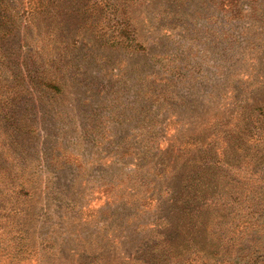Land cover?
<instances>
[{
	"label": "rangeland",
	"instance_id": "1",
	"mask_svg": "<svg viewBox=\"0 0 264 264\" xmlns=\"http://www.w3.org/2000/svg\"><path fill=\"white\" fill-rule=\"evenodd\" d=\"M47 1L2 3L21 8L16 19L21 25L8 37L19 38L22 47L8 40L0 47L27 56L24 69L32 70L34 81L55 73ZM144 4H137V12L145 26L138 35L145 50L98 47L92 35L94 48L62 58L69 67L60 69L61 94L25 82L20 116L13 117L34 131L18 139L16 172L0 168L3 197L8 187L21 190L6 199L16 207L13 215L27 219L32 237L20 245L26 252L19 264H127L141 254L146 264L155 263L144 244L160 226L176 257L190 258L182 264H250L244 257L252 240L245 235L250 231L245 220L263 224L258 209L264 205V174L247 169L254 149L264 143L248 138L249 155L224 145L239 140L236 126L243 117L264 120V0H185L176 10L192 17L167 19L171 24L164 30ZM23 10H33L32 16ZM209 142L218 148L210 151ZM204 153L235 169L205 173ZM259 160L257 167L264 170ZM0 166L9 165L0 158ZM220 173L227 174V183L218 184ZM201 176L190 214H171L172 225H157L170 199L192 192ZM217 190L219 203L208 205ZM228 200L243 217L242 228L237 222L232 226ZM260 238L264 242V231Z\"/></svg>",
	"mask_w": 264,
	"mask_h": 264
},
{
	"label": "trees",
	"instance_id": "2",
	"mask_svg": "<svg viewBox=\"0 0 264 264\" xmlns=\"http://www.w3.org/2000/svg\"><path fill=\"white\" fill-rule=\"evenodd\" d=\"M49 1L51 3V14H49L51 17V41H48V44L51 45V54L54 56L51 59V68H53L52 72H55L51 78L42 77L34 81L36 77L33 75L32 70H28V66L24 69L27 56L18 58L16 55H13L12 52L7 53L2 51L0 47V158L7 161L9 165L6 168L3 166H0V168L5 172L10 170L9 175L16 172L13 162H17L18 160V154H16L17 146L19 145L18 139L23 136V133L30 134L34 131V126L32 124L24 122L21 118L13 117L20 116L18 103L25 91L26 81H30L33 85L39 86L43 92L51 88L54 91L53 93L57 95L61 94L64 90V83L60 78L63 75L60 74V69L63 66L66 68L69 67L67 61L62 58L68 56L69 52H81L80 48L88 46L94 48L96 45H94L90 39L92 35L99 43L98 47H120L133 51L145 50L146 47L143 42L138 40V35L145 28L143 25L140 26L143 17L141 16L140 19L138 18V16H140L137 12L139 4L147 2V5L144 4L141 6L149 10L147 11L148 15L150 14L154 17V22L157 23L158 28L161 30L167 29L165 25H170L175 16H177V20L180 22L183 21V17H192V15L176 10L181 2L185 0H48L43 6L46 7ZM207 1L208 0H199L200 4H205ZM2 3L3 0H0V43L8 40L13 44L14 48L20 49L22 47L20 39L10 40L8 36L14 31H17V28L21 25V22L20 24L16 22V19L19 18L18 15L21 8L15 6L8 7L2 5ZM16 8H18V10H16ZM33 10L23 11L26 12L29 17L32 16ZM147 17L148 16H144L145 19H147ZM167 19L171 21L167 22ZM31 24L32 21H30L27 26L25 25L22 27L28 28ZM26 53L27 55H31L32 51H27ZM25 72H27L28 75H26ZM261 117L262 116H259V118L253 117V119H251V116H249L240 119L239 124L236 126L239 129V140L234 142L227 140L228 142L224 145L225 149L226 146L235 148L238 152L245 148L249 149L247 143L248 138H256L261 141V143H264V120ZM240 123L243 124L240 126ZM223 136L225 137V135H222V137ZM208 145H210V151L212 150V146L214 149L218 148L217 145L212 142H209ZM263 146L264 145H261L259 149H254L260 152L259 158L256 159L258 153L255 152L254 156L252 155L248 161H252L253 163L251 162L252 166L247 170L258 176L260 170L264 174V170L257 167V160L259 159L261 160L258 161V165L262 163L264 165V152H261ZM246 151V154L249 155L250 152L248 150ZM204 152H206V149ZM224 152H226V150H224ZM203 157V159H205L203 166L206 167H204L202 171L205 173L212 172V170L215 169H217L218 173L221 172V170L223 172V170H225L223 167H227L228 170L235 169L233 163L226 162L224 159L220 160L217 156L213 159L211 156L204 153ZM199 161V163H202L201 160ZM219 175H221L222 180H219L218 184H222L223 182L227 183L225 179L227 174L220 173ZM202 176L200 177L201 184L193 183L192 186H195V188L189 186L193 188L192 192L186 196L183 192L180 193L179 196L176 195L173 199H170V203L165 207L167 209V214H161L156 218L157 225H160L158 223L172 225L171 214H175L176 216L174 217L190 214L189 212L191 211L192 204L195 203L196 200L195 197L201 192L200 186L203 184ZM3 177H5V175ZM6 191L7 195L5 198L3 197V191H0V264H19L24 258V256H22L23 253L26 252L22 247L20 248V245L27 244V241H32V237L27 230V219L23 217L21 220L19 217L13 215V210H15L16 207H9V203L6 199V197L9 196L8 193L17 195L21 190L16 192V187H8ZM212 193V198L207 201L208 205L219 203L220 191L217 190ZM252 193L255 195L256 189H254ZM231 201L232 200H228L227 202L229 208V214L227 215L231 216V219H234L232 222L233 227L237 224H241L242 228L244 219L236 212L237 208L230 204L232 203ZM233 202H235V200ZM132 207H135L136 210L140 209L135 206V204H132ZM258 210L264 220V205ZM230 213H233V215H230ZM255 213L256 210H253L248 214L252 216ZM245 221L246 227L244 228L250 230L246 232L245 235L247 237L251 236L252 240H250V244H248L245 249L244 257L250 264H264V242H262L260 238L261 231H264V221L263 224L257 219L254 221ZM143 225L146 224H141V226ZM232 226L229 225V228ZM160 228L161 226L155 230L154 235L156 236L153 237V240H147L144 244L147 245V247L144 248H146L149 257L155 261V263L150 262V264H182L181 259L188 261L190 259L188 255L181 259L176 257L177 254H174L175 245L172 243V239L166 238V235ZM238 237H240L241 240L245 238L243 234ZM151 241L152 244L149 245ZM98 251H100V249L96 247L92 252L93 259L96 262L97 258L99 259L100 256L99 254L96 255ZM85 252L87 255H91L86 250H83V253ZM140 258L142 259L140 264L147 263L144 261V255L141 254L129 259L127 264L130 262L137 263ZM88 264L94 263L89 261Z\"/></svg>",
	"mask_w": 264,
	"mask_h": 264
}]
</instances>
